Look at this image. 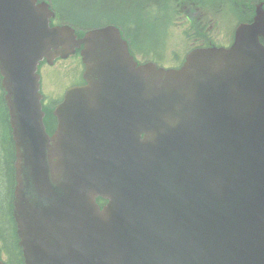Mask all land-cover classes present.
I'll return each instance as SVG.
<instances>
[{
  "label": "water",
  "instance_id": "water-1",
  "mask_svg": "<svg viewBox=\"0 0 264 264\" xmlns=\"http://www.w3.org/2000/svg\"><path fill=\"white\" fill-rule=\"evenodd\" d=\"M41 9L0 0L25 263L264 264V48L243 46L262 24L241 25L234 48L192 53L179 70L137 65L117 28L92 30L89 85L67 91L50 136L37 64L79 41ZM103 114L124 124L108 147L80 124ZM98 195L110 199L103 209Z\"/></svg>",
  "mask_w": 264,
  "mask_h": 264
},
{
  "label": "flooded vegetation",
  "instance_id": "flooded-vegetation-1",
  "mask_svg": "<svg viewBox=\"0 0 264 264\" xmlns=\"http://www.w3.org/2000/svg\"><path fill=\"white\" fill-rule=\"evenodd\" d=\"M105 2L107 5L103 9H107L97 20L126 21L128 6H135L137 8L136 18L145 20L148 8L151 6L154 14H164L167 18L176 19L175 21L179 24L178 29H184L186 35H201L203 31L220 35L218 24L221 16H224L225 9L233 8L238 22H249L255 16L257 4L262 2L264 5V0H105ZM66 4H75V1L68 0ZM177 7H181V9L178 11ZM199 7L205 11L198 16L197 9ZM66 12L68 11H63V16H66ZM160 18L161 16H155V19ZM194 19L198 21L205 19L207 22L204 25L195 26L192 25ZM83 83L85 80L79 79V76L75 74V82L71 85ZM14 150L15 141L10 123V112L6 101V92L2 86V79H0V180L5 174L2 170L3 164L6 166L10 164ZM7 168L11 172V165ZM5 210L4 204L2 207L0 204V213L6 216Z\"/></svg>",
  "mask_w": 264,
  "mask_h": 264
},
{
  "label": "rangeland",
  "instance_id": "rangeland-1",
  "mask_svg": "<svg viewBox=\"0 0 264 264\" xmlns=\"http://www.w3.org/2000/svg\"><path fill=\"white\" fill-rule=\"evenodd\" d=\"M226 32L224 30V36ZM75 56L72 59L63 61L62 63L57 64L56 66H42L43 75L46 80L45 92L46 97L48 98L47 102L48 105L53 106L55 101L60 99L61 94L63 93L64 89L61 91L63 83L68 80V75L73 74L75 71ZM61 93V94H60ZM60 94V95H59ZM1 191V189H0ZM3 196L8 198L7 190L3 191ZM5 259L7 256L5 255ZM8 264H22L20 258L15 254L9 260Z\"/></svg>",
  "mask_w": 264,
  "mask_h": 264
},
{
  "label": "trees",
  "instance_id": "trees-1",
  "mask_svg": "<svg viewBox=\"0 0 264 264\" xmlns=\"http://www.w3.org/2000/svg\"><path fill=\"white\" fill-rule=\"evenodd\" d=\"M4 171V175L2 177V180H0V204H2V201L4 200V196H3V191L4 190H10L11 186H12V182H11V172L8 171V168L5 164H3V169Z\"/></svg>",
  "mask_w": 264,
  "mask_h": 264
}]
</instances>
